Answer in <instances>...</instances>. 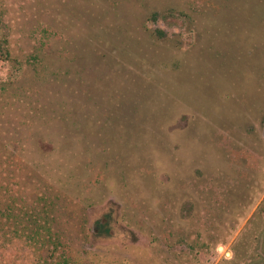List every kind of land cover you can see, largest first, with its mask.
<instances>
[{
  "label": "rangeland",
  "instance_id": "1",
  "mask_svg": "<svg viewBox=\"0 0 264 264\" xmlns=\"http://www.w3.org/2000/svg\"><path fill=\"white\" fill-rule=\"evenodd\" d=\"M0 264H264V0H0Z\"/></svg>",
  "mask_w": 264,
  "mask_h": 264
},
{
  "label": "trees",
  "instance_id": "2",
  "mask_svg": "<svg viewBox=\"0 0 264 264\" xmlns=\"http://www.w3.org/2000/svg\"><path fill=\"white\" fill-rule=\"evenodd\" d=\"M42 199H44V212L46 213L47 216H49V213L51 210H53L54 206H55V201L50 198V195H44L42 196ZM54 199H56L54 197ZM97 225V231L95 232L96 235L101 236L103 233L106 234L108 233V230L110 229L108 226V224L104 221V222H99L96 223ZM43 229H45L47 231V235H46V241L48 243H51L52 245L56 246V244L58 243V240H56L55 238L51 237L50 235V230H51V223L49 220L46 219L44 225L42 226ZM103 234V235H104ZM55 248V247H54ZM63 262H65V260H63Z\"/></svg>",
  "mask_w": 264,
  "mask_h": 264
}]
</instances>
